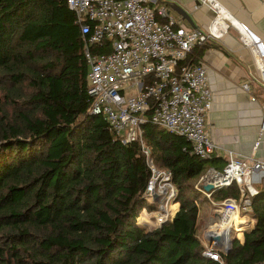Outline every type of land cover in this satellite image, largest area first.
<instances>
[{
    "label": "trees",
    "instance_id": "16d2710c",
    "mask_svg": "<svg viewBox=\"0 0 264 264\" xmlns=\"http://www.w3.org/2000/svg\"><path fill=\"white\" fill-rule=\"evenodd\" d=\"M84 48L67 0H0V264L264 263V188L245 243L204 256L197 180L215 160L153 123L142 127L148 158L92 115ZM148 159L171 171L180 204L152 232L138 223ZM212 197L238 199V186Z\"/></svg>",
    "mask_w": 264,
    "mask_h": 264
},
{
    "label": "built area",
    "instance_id": "2783aa9c",
    "mask_svg": "<svg viewBox=\"0 0 264 264\" xmlns=\"http://www.w3.org/2000/svg\"><path fill=\"white\" fill-rule=\"evenodd\" d=\"M201 2L217 13L207 31L184 28L171 19L167 7L153 6L150 0H67L85 40L91 114L104 117L125 142L139 140L148 158L150 150L142 140V127L147 123L185 137L199 158H213L217 146L207 133V117L214 94L207 67L190 61V56L196 47L220 39L227 22L239 30L243 45L254 52L264 93L262 39L248 26L228 17L218 0ZM242 89L249 92L250 84H243ZM148 166L150 177L144 198L154 208L147 212L148 222L140 224L153 223L159 228L173 218L171 206L178 189L169 170L157 167L150 159ZM255 171L264 176V161L238 159L229 153V162L222 172L211 169L201 176L198 185L213 184L215 191L238 186V199L212 202L217 219H225V213L241 215L252 211L256 191L251 177ZM206 195L212 199V193ZM217 227L212 225L207 230L209 244L204 246L203 255L221 261L220 253L226 252L229 244L211 240L221 233Z\"/></svg>",
    "mask_w": 264,
    "mask_h": 264
},
{
    "label": "crops",
    "instance_id": "0c3cea01",
    "mask_svg": "<svg viewBox=\"0 0 264 264\" xmlns=\"http://www.w3.org/2000/svg\"><path fill=\"white\" fill-rule=\"evenodd\" d=\"M218 1L228 17L248 26L264 42V0ZM150 4L167 7L171 19L186 29L207 31L212 21L217 19V13L201 0H150ZM176 7L184 9L191 21L183 18L176 11ZM227 24L228 27L220 39L198 46L192 52L195 62H201L207 67L210 87L214 94L212 108L207 117V133L217 146V151L212 158L215 160L214 165H210L204 174L211 169L222 172L229 162V153H233L238 159L253 158L264 161V134L261 135L264 121V93L261 73L254 52L241 42L239 30L230 23ZM245 83L250 84L249 92L242 89ZM251 184L257 194L258 190L264 188V176L259 171H255L251 177ZM203 194V199L207 202L200 204L199 201V222L202 224L203 221H207V225L209 224L207 228L205 227V239L208 242L207 230L212 225L220 224L212 202L221 201L214 197L210 200L206 195L209 193L205 191ZM176 199L172 204V206L177 205L173 218L180 208ZM146 202L153 210L151 203L148 200ZM145 212H148L147 209ZM240 216L246 217L243 220L247 222L242 225L232 223L231 230L243 232L240 234L242 238L238 236L236 238L244 244L245 235L255 227V220L252 217L250 219L248 214L242 213Z\"/></svg>",
    "mask_w": 264,
    "mask_h": 264
},
{
    "label": "rangeland",
    "instance_id": "374dc122",
    "mask_svg": "<svg viewBox=\"0 0 264 264\" xmlns=\"http://www.w3.org/2000/svg\"><path fill=\"white\" fill-rule=\"evenodd\" d=\"M1 97V96H0ZM1 99V98H0ZM207 202V200L206 199H203V198H201V200H200V204H202V203H206ZM146 209H147V211L148 212H150L151 211V206L149 205V203L147 202L146 203ZM177 209V205H173V206H171V210L174 212L175 210ZM214 213V212H213ZM146 215V216H145ZM174 215V214H173ZM248 215H249V218L250 219H252L251 217L252 216H250V215H252V211H250L249 213H248ZM236 216L238 217V223H237V225H242V224H245L247 221H244L243 220V218H246V217H242V216H238L237 214H236ZM147 217H149L148 216V213L147 212H143V214H142V217L141 216H139V219H138V222H139V224H140V221H143L145 224H146V222H148V218ZM227 217H229V216H227ZM239 218H241V219H239ZM150 223V222H149ZM206 223V224H205ZM140 225H142V224H140ZM143 226V225H142ZM209 226V224L207 225V221H203L202 222V224H200V230H199V236H200V238H201V240H202V242H203V246H205L206 244H208V242L206 241V239H205V230H206V228ZM225 225H223V227H224ZM146 227V229L150 232H152V231H154V230H156L157 228V226L156 225H153V223L152 224H149V225H147V226H145ZM206 227V228H205ZM228 228V230H229V233H228V237H229V239H233V238H236L237 236L238 237H243L242 235H240V234H242L243 232H239L238 230H231V232H230V229H229V227H227ZM226 231V228H224L223 230H221V233H224ZM220 233V234H221ZM240 235V236H239ZM244 235V234H243Z\"/></svg>",
    "mask_w": 264,
    "mask_h": 264
},
{
    "label": "water",
    "instance_id": "95a60500",
    "mask_svg": "<svg viewBox=\"0 0 264 264\" xmlns=\"http://www.w3.org/2000/svg\"><path fill=\"white\" fill-rule=\"evenodd\" d=\"M176 11L183 17V18H185V19H187L188 21H191V18H190V16H189V14L184 10V9H182V8H180V7H176ZM204 191L206 192V193H212L213 191H215V186L213 185V184H207V185H205L204 186ZM151 232V231H150ZM223 235H217L216 237H213V238H211V240H213V241H216V242H218V243H220L221 244V242L224 240L223 239V237H222ZM234 239L235 238H233L232 240L230 239V244H229V246L227 247V250H226V254H228V253H230L231 252V250H232V248H233V243H234ZM236 239H238V238H236Z\"/></svg>",
    "mask_w": 264,
    "mask_h": 264
},
{
    "label": "bare ground",
    "instance_id": "6f19581e",
    "mask_svg": "<svg viewBox=\"0 0 264 264\" xmlns=\"http://www.w3.org/2000/svg\"><path fill=\"white\" fill-rule=\"evenodd\" d=\"M143 212H145V211H143ZM225 215L226 216H228L229 215V217H226L225 219H220V221H219V225H220V229L221 230H223L224 228H226V231L224 232V233H221L220 235H223L222 237H223V241H225V243L226 244H230L229 242H230V239H229V237L227 236L228 235V233H229V230H228V228L227 227H229L230 225H232V223H235V224H237L238 223V217L237 216H234V215H231L230 213H225ZM238 215V214H237ZM146 216V215H145ZM238 216H240V215H238ZM148 218V217H147ZM223 225H225L224 227H223Z\"/></svg>",
    "mask_w": 264,
    "mask_h": 264
}]
</instances>
